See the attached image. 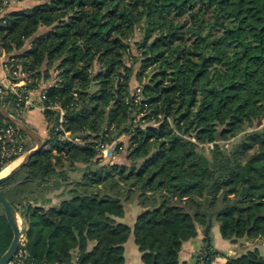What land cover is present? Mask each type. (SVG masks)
I'll list each match as a JSON object with an SVG mask.
<instances>
[{
  "label": "trees",
  "instance_id": "obj_1",
  "mask_svg": "<svg viewBox=\"0 0 264 264\" xmlns=\"http://www.w3.org/2000/svg\"><path fill=\"white\" fill-rule=\"evenodd\" d=\"M20 1L0 0L8 78L20 69L26 95L48 83L44 147L0 186L27 225L25 264H69L74 249L79 264H122L133 222L145 264H180L185 240L172 222L190 238L212 219L225 240L264 242V0L10 10ZM3 91L0 106L21 120L17 95ZM0 125L16 127L2 115ZM105 148L119 161L106 162ZM54 193L59 205L47 206ZM12 240L0 202V257Z\"/></svg>",
  "mask_w": 264,
  "mask_h": 264
},
{
  "label": "crops",
  "instance_id": "obj_2",
  "mask_svg": "<svg viewBox=\"0 0 264 264\" xmlns=\"http://www.w3.org/2000/svg\"><path fill=\"white\" fill-rule=\"evenodd\" d=\"M34 4L35 2L33 0L25 3L23 0L12 4L13 7L11 6L10 10H22ZM5 59H7L6 54L0 51V84L2 85H6V81L8 82L7 73L3 66ZM37 98L38 95L31 96L32 100L36 101ZM21 121L28 127V132L25 133L28 142L34 143V148L37 146V140L44 143L47 137V124L43 112L35 108L26 110L22 114ZM12 167L13 166H11L10 169ZM56 195L57 193H54L49 196L46 204L47 206L59 205L61 199ZM139 212L140 211H133V216H137ZM215 223H212L209 236L205 234V229L199 227L197 229L198 236L184 243L180 253V264H227L229 258L237 256L241 251V247L243 248V244H241L240 241L233 243L223 239L220 234L219 225L216 223L217 226H215ZM129 227L130 232L128 233L127 241L122 245V255L119 256L118 259L122 264H145L144 256L147 251L146 246L139 245L136 242L134 234L139 225L137 222H133ZM210 235L212 236L210 237ZM94 245L95 244H89V250H92ZM207 247H209V250H207L209 252V257L206 260L205 255ZM113 249L114 248L110 249V251H113ZM69 264H79L77 249L72 251V259Z\"/></svg>",
  "mask_w": 264,
  "mask_h": 264
},
{
  "label": "built area",
  "instance_id": "obj_3",
  "mask_svg": "<svg viewBox=\"0 0 264 264\" xmlns=\"http://www.w3.org/2000/svg\"><path fill=\"white\" fill-rule=\"evenodd\" d=\"M3 66L6 70L9 84H0V95H4L3 89H11L18 97L17 105L19 106L22 104L23 110H30L35 108L43 112L46 109V106L42 103V101L46 99V91L41 90L37 100H32L31 92L29 93V95H26L21 90L23 86L27 85L28 81H25V75L20 71V69L13 72V75L18 80L17 82H13L8 78L10 68L7 65V60L4 62ZM139 93L140 89H137V95ZM25 139L26 138L21 134L19 128L13 127L11 125H0V164L4 166L3 170L15 165L28 152L26 150ZM107 149L109 150V148H105L103 150L104 154ZM24 244L25 235L21 237L19 248L13 259L8 264H25L26 254L23 250Z\"/></svg>",
  "mask_w": 264,
  "mask_h": 264
},
{
  "label": "water",
  "instance_id": "obj_4",
  "mask_svg": "<svg viewBox=\"0 0 264 264\" xmlns=\"http://www.w3.org/2000/svg\"><path fill=\"white\" fill-rule=\"evenodd\" d=\"M0 115H2L6 120L12 122L17 128L24 132H28V127L17 117L10 114L5 108L0 106ZM77 135H70L71 139L76 138ZM44 147V143L40 140H37V146L31 150H29L20 161H18L10 171L3 177H0V186L7 181L9 178L14 176L19 169L29 160L31 159L38 151H40ZM0 202L2 204L5 216L7 221L12 229L13 232V240L8 248V250L2 255L0 258V264H8L13 257L15 256L18 248L20 239L26 233L27 225L23 218H20V215L16 211V209L12 206V204L7 200L0 188ZM21 220V224L19 225L18 220ZM212 226V221H209V224L206 226L205 233L208 236L209 230ZM209 250L207 247L206 251ZM209 257V252H206L205 259L207 260Z\"/></svg>",
  "mask_w": 264,
  "mask_h": 264
},
{
  "label": "rangeland",
  "instance_id": "obj_5",
  "mask_svg": "<svg viewBox=\"0 0 264 264\" xmlns=\"http://www.w3.org/2000/svg\"><path fill=\"white\" fill-rule=\"evenodd\" d=\"M27 1H31V0H24V3L27 2ZM12 9H14V8H12ZM6 60L7 59H5L4 61H6ZM25 78H26L25 81H28V83L31 81L30 79H27L26 75H25ZM39 83L41 85L40 89H37L35 91H31V93H32L31 96H34V95H38L39 96L41 89L45 88V86L48 84L47 82H44L43 80L41 82H39ZM8 84L9 83L6 81V85H8ZM133 85H134V87L136 86L135 81L133 82ZM25 140H26V142H28V139H25ZM104 155H105L106 162H108V161H114V162L115 161H119V158H114L113 157V155H112V149H109V150L107 149L105 151V154ZM9 169L10 168H7V169L3 170L1 172V176L5 175L6 174L5 172H9ZM20 218H22V217L20 216ZM209 221H212V219H210ZM212 223H213V221H212ZM141 226H143V223H142ZM168 226H171L170 227L171 229L176 230L180 234L181 238L183 240H185V242L192 239V238H190V233L186 232V230L181 227V225L179 224V222H172V223L168 224ZM215 226H217L216 223H215ZM199 227H201L202 229H206V227H203L200 224L195 223L194 227L192 228V231L195 230L197 232V229ZM160 233H162L161 230H160ZM211 234H213V233H211ZM211 236L212 235H210V237ZM240 243L243 244V248L241 247V249H240L241 251L237 254V256H240L242 254H245V253H247L249 251H255V250H257L264 257V242L262 240H258V241L253 242V241H247L246 239H241L240 240Z\"/></svg>",
  "mask_w": 264,
  "mask_h": 264
},
{
  "label": "bare ground",
  "instance_id": "obj_6",
  "mask_svg": "<svg viewBox=\"0 0 264 264\" xmlns=\"http://www.w3.org/2000/svg\"><path fill=\"white\" fill-rule=\"evenodd\" d=\"M9 171H10V169H9ZM5 173L7 174L8 172H5ZM5 175H3V176H5ZM3 176H1V177H3ZM18 223H19V225L21 224V220L20 219L18 220Z\"/></svg>",
  "mask_w": 264,
  "mask_h": 264
}]
</instances>
